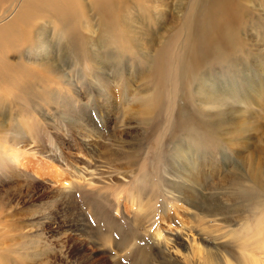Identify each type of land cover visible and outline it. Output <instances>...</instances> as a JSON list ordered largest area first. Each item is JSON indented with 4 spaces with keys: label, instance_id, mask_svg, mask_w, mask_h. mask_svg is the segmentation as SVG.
Wrapping results in <instances>:
<instances>
[{
    "label": "rangeland",
    "instance_id": "rangeland-1",
    "mask_svg": "<svg viewBox=\"0 0 264 264\" xmlns=\"http://www.w3.org/2000/svg\"><path fill=\"white\" fill-rule=\"evenodd\" d=\"M196 1L131 0L105 23L92 8L90 19L70 9L47 17L54 22L38 31L44 46H30L34 60L47 62L50 72L31 70L25 58L9 53V72L17 77L0 87L6 97L0 99V264H136L141 249L161 253L151 264H206L209 253L221 264H246L254 255L264 264V194L254 185L248 184L249 194L237 191L249 204V218L240 212L232 223L199 213L166 185L175 179L194 187L175 167L172 178L166 164L176 140L193 132L183 131L185 109L214 111L212 95L227 98L216 105L225 112L220 121H227L226 132L215 148L209 112L199 116L206 127L195 123V130L204 133L206 152L216 150L209 157L216 161L214 181L220 172H246L239 151L264 158V55L257 49L264 38V0L248 3L255 12L250 30L238 28L246 46L227 49L217 67L210 61L197 72L189 68L197 48H182L195 29ZM61 18L66 28L56 21ZM76 18L81 25L73 32ZM53 74L58 79L51 82ZM60 80L74 85L67 90ZM66 90L65 101L55 102ZM149 96L153 100L143 101ZM146 105L154 109L142 112L151 121L147 131L136 116ZM241 122L249 128L235 139L227 130ZM169 211L172 220L161 218Z\"/></svg>",
    "mask_w": 264,
    "mask_h": 264
},
{
    "label": "bare ground",
    "instance_id": "bare-ground-1",
    "mask_svg": "<svg viewBox=\"0 0 264 264\" xmlns=\"http://www.w3.org/2000/svg\"><path fill=\"white\" fill-rule=\"evenodd\" d=\"M127 1L128 3L131 2V0H0V87L2 86V80H10L17 77L12 72H9L12 69L13 64L7 62V60L10 58L9 53L13 51L19 54V56L21 55L22 58H25V60L31 64V70L35 69V67H40L43 69H49V72L51 71V66L47 62H39V60H34L30 46L35 42H41L42 40L38 34V31L43 32L42 30L44 29L39 27H43V23L45 21H50L52 23L54 22L48 18H57L59 13L70 9L75 15L78 16L79 13H82L83 18H85L86 15V17L90 19L88 8H92L94 12L93 15L99 21L105 23L112 17H116L117 19L119 14L122 13L123 6ZM253 1L258 0H216L208 3L204 0L196 1L192 7L195 8L196 4L199 2L193 25L195 29L190 35L189 40H185L182 45L183 50L190 47V49L193 51L197 48L195 52L190 55V69L197 72L201 69V67L210 61H212L210 62L212 66L217 67V60L223 59V55L227 49L238 51L246 46L245 41L239 40L238 28L241 27L244 30H250L252 27L253 22L250 19V16L255 12L248 3H252ZM192 14L193 12L189 16ZM63 19L64 18H61L60 20L56 21H58L60 25L63 26V28H66L65 21H63ZM73 23V32H75V28L79 27L81 22L79 21V18H76ZM54 25L57 26L56 23H54ZM86 27V29H91L90 25ZM258 42L257 49L261 54L264 55V38L259 37ZM156 44L157 43L155 40V45ZM42 46H44V43L41 42L40 47ZM25 51H28L29 54L31 53V55L28 56V54H24ZM159 61L162 62L163 58H159ZM141 63L142 61L140 59L137 65L140 67L143 65V63L142 65ZM260 66L263 67L262 65ZM159 71L160 68L157 67L155 73H159ZM99 74L100 73H97V75ZM53 77L54 78L50 77L51 82H54V79L55 81L58 79L54 74ZM114 79L116 81L119 80L120 85L122 84L121 78L114 76ZM261 79L262 82L259 85L260 89L264 87V77ZM101 81L104 82L102 79ZM110 81L111 80L108 79L106 80L108 83V88L111 86ZM58 82H61V84L67 90L68 84L71 86L74 85L71 82L63 80ZM67 90L65 91V94L62 95L63 100L58 99V101L55 102L62 104L65 101L64 99L69 95L68 93H70L67 92ZM216 91L221 92L222 94L227 93L219 86H217ZM224 96L225 95H212L210 101L211 104L209 106L215 107L212 108L214 111H210L208 109L206 112L201 111L199 108L185 109L188 115L185 118V127L181 128H183V131L185 132H188L191 128H193V132L188 136V138L180 137L176 140L175 143L177 144L174 150L172 149L166 165H168L167 172H169L172 176L178 173L179 176H181L189 184L194 183V187L189 186L188 188H185L181 181H174L175 179L166 180V185L171 196L176 197L178 200L182 199L183 201H187L188 203H195L194 208L197 211L199 210V213L201 212L207 216H222L225 221L232 223L235 220L234 217L237 218L236 214L240 212L243 213V215H241L242 219L247 220V218H249L246 211L247 205L249 204L242 202V195L237 193L239 189L242 191L244 190L246 194H249L248 184H252L255 186L254 189H257L259 192L264 194V158L263 160L258 161L256 158H254V154L242 155L240 151H237L242 158V163L247 166L246 172L240 174V176L236 175V170L231 173L227 172L225 176H223L222 172H220L218 175L219 181H214L217 171L213 170L212 167L217 169L216 161H214L213 158H210V160L209 157L216 156V150H212L213 152L207 150L206 152L205 146L207 145L204 143V133L195 130V123H197V125L201 128L206 127V121H203L201 117L199 118V116L209 112V117H211V119L207 125L209 124L213 127L210 128L211 131H209V138L214 143L215 148H217L219 143L217 140L218 138L221 139L219 134L221 135L222 133L226 132L225 122L227 121H220V117L224 116L225 112L220 108H216V105L221 102L227 103V98ZM5 98V94L0 93V99L3 100ZM150 99L153 100V96H149L143 101ZM204 104L207 105L208 103ZM230 107L233 106L230 105ZM146 109L154 110L153 105H146V108H143L141 113L136 116L142 117V120L139 117L138 122L141 125V128L147 131V128L151 125V121L147 116L142 114V112ZM234 109L232 108L231 112H234ZM231 118H236V116L232 115ZM231 121L236 122L237 119H231ZM243 124L244 122H241L240 126H235L233 127L232 131H230V129L227 130V132H233L234 138L237 139V137H240L246 133V128H249L248 126H242ZM192 156H195L196 158L199 157V159L193 160ZM198 160L199 163L197 164L196 161ZM253 160H255V162H253ZM174 167L176 173L172 171ZM223 167H225L224 164H222V168ZM227 177L228 179L226 181L229 182L223 180ZM172 178H174V176ZM185 181L183 182L187 184ZM202 186L208 189V191H199ZM211 190H218L219 193L217 195H214V193L210 195ZM198 200L200 201L199 204L197 203ZM225 210H227V213ZM232 211H234L232 214L233 217L230 218L228 213ZM161 218L165 220H172L170 211L167 213H162ZM156 232L157 233L155 236H158L160 234V230H157ZM198 250H201V248ZM150 252L152 251L150 250ZM150 252L141 249L138 258H136V264H151L155 257H161L160 252H152V254H150ZM209 255L212 258L210 261L206 262V264H221L220 261L214 258V255L211 253H209ZM163 263L166 264L164 261ZM246 264H262L261 258H257L254 255L252 256V259L247 261Z\"/></svg>",
    "mask_w": 264,
    "mask_h": 264
}]
</instances>
